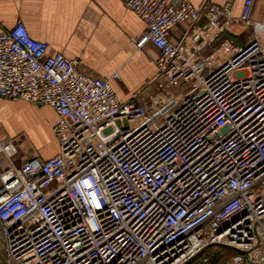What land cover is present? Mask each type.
<instances>
[{"label": "built area", "instance_id": "2783aa9c", "mask_svg": "<svg viewBox=\"0 0 264 264\" xmlns=\"http://www.w3.org/2000/svg\"><path fill=\"white\" fill-rule=\"evenodd\" d=\"M159 51L155 95L0 29V96L51 105L59 151L20 165L0 141V264H264V15L124 0ZM183 25L179 40L172 29ZM248 33L244 43L236 36ZM218 246L234 250L211 260Z\"/></svg>", "mask_w": 264, "mask_h": 264}, {"label": "crops", "instance_id": "0c3cea01", "mask_svg": "<svg viewBox=\"0 0 264 264\" xmlns=\"http://www.w3.org/2000/svg\"><path fill=\"white\" fill-rule=\"evenodd\" d=\"M197 6L230 4L234 15L241 13L245 0H191ZM264 15V0H253L252 19ZM22 20L30 34L49 44V51L78 58L88 74L108 78L117 96L126 101L140 95L150 102L156 91L150 81L157 75L158 49L150 42L138 47L135 40L147 30L146 22L127 8L124 0H0V29ZM183 25L170 33L179 40ZM248 33L236 36L244 43ZM58 115L48 104L0 96V141L13 139L20 165L37 156L47 159L58 153L54 127ZM3 161L0 159V172ZM1 184V181H0ZM4 243L0 239V256Z\"/></svg>", "mask_w": 264, "mask_h": 264}, {"label": "trees", "instance_id": "16d2710c", "mask_svg": "<svg viewBox=\"0 0 264 264\" xmlns=\"http://www.w3.org/2000/svg\"><path fill=\"white\" fill-rule=\"evenodd\" d=\"M208 251H204L200 254H198L193 260L192 262H194L195 264H204L202 262V258L204 256V254H206ZM234 252V250L224 247V246H218L217 249V253H215L214 255L211 256V260L214 262L217 259H224L226 257H228L230 255V253Z\"/></svg>", "mask_w": 264, "mask_h": 264}]
</instances>
